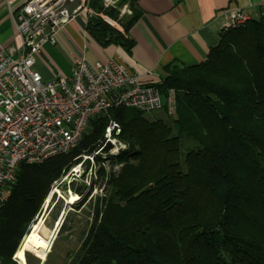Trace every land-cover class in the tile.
Returning a JSON list of instances; mask_svg holds the SVG:
<instances>
[{"label": "trees", "instance_id": "1", "mask_svg": "<svg viewBox=\"0 0 264 264\" xmlns=\"http://www.w3.org/2000/svg\"><path fill=\"white\" fill-rule=\"evenodd\" d=\"M86 5L103 10L102 0ZM87 34L101 48L132 47L100 18ZM163 71L154 86L171 127L112 108L69 153L20 165L0 208V264H17L51 189L89 156L85 170L97 166L107 190L94 199L82 255L71 264H264V16L222 31L204 62ZM110 120L120 128L116 156L104 138ZM106 159L120 165L116 172L104 169ZM74 180L68 188L82 197L85 186Z\"/></svg>", "mask_w": 264, "mask_h": 264}, {"label": "built area", "instance_id": "2", "mask_svg": "<svg viewBox=\"0 0 264 264\" xmlns=\"http://www.w3.org/2000/svg\"><path fill=\"white\" fill-rule=\"evenodd\" d=\"M80 12L94 15L86 0H27L14 10L20 51L14 57L0 49V208L12 194L20 165H38L69 153L95 118L108 117L116 107L144 114L163 107L154 84H142L138 74L113 61L89 65L81 58L69 76L58 73L43 81L33 68L36 55L45 44L54 45L57 34ZM249 20L236 11L226 29ZM171 105L169 100V110ZM119 132V125L110 120L104 138L115 148L121 144ZM86 160L94 165L93 157H83L72 174H81Z\"/></svg>", "mask_w": 264, "mask_h": 264}, {"label": "crops", "instance_id": "3", "mask_svg": "<svg viewBox=\"0 0 264 264\" xmlns=\"http://www.w3.org/2000/svg\"><path fill=\"white\" fill-rule=\"evenodd\" d=\"M25 1L0 0V49L10 51L14 57L20 51L21 40L13 14ZM102 1L100 14L78 13L57 34L54 45L41 48L33 68L43 81L52 80L58 73L69 76L74 62L84 58L89 65L107 61L122 64L138 74L142 84H155L164 76V67H189L204 62L236 11L247 14L250 20L264 16V0ZM91 16L131 41L130 51L116 45L101 48L94 43L87 34Z\"/></svg>", "mask_w": 264, "mask_h": 264}, {"label": "rangeland", "instance_id": "4", "mask_svg": "<svg viewBox=\"0 0 264 264\" xmlns=\"http://www.w3.org/2000/svg\"><path fill=\"white\" fill-rule=\"evenodd\" d=\"M172 97L173 96L166 99L167 107H169V100H172L173 99ZM162 110L163 108H161V110L159 111H156L150 114H145V116L148 119H161L164 122H167V125L171 127V120L169 119V116L167 117V115L165 114V111L163 110L164 111L163 112ZM89 130H90V125L86 129V134L89 132ZM116 147L117 148L113 147V150L110 153L113 156H116V153L120 149H122L123 146L120 144V146L117 145ZM112 162L113 160H110V159L105 160L104 169H106L107 172L112 171L113 173L118 170L120 165L113 164ZM89 165H91L90 162H89ZM97 170H98L97 166L92 167L91 169H87V171L84 169V171L83 170L81 171V174H78L76 176L72 174L70 170L69 176L68 175L64 176L57 183V185L53 186L52 189L54 188L58 189L59 192L63 196H65L69 192L73 193L68 188V183L70 181H73L74 179L75 180L73 183H75V187L82 188L83 187L82 185H84L85 188L83 190L82 197L79 196V200L73 205L66 206L62 199L57 198L44 224L40 227L39 229L40 244H43L47 236L54 229L55 223L57 219L59 218L60 213L62 211H65L64 219L62 222V224H64V230L61 231L60 233L58 231L51 245V251L47 255V258L44 264H71L72 261L78 260L80 256L82 255V245L93 223L92 210L94 206V199L96 197L105 195L106 190H107V185L104 182L105 180L95 175V172ZM92 183H94L93 186H92ZM63 185H65L64 190L62 189ZM43 209L44 208L42 206L41 210ZM38 218L39 217L36 218L34 223L37 222ZM33 224L30 225V229ZM28 233H26V235ZM25 236H23L22 239ZM21 241L19 242V245ZM12 259L14 262L18 264V262L14 259V256Z\"/></svg>", "mask_w": 264, "mask_h": 264}, {"label": "bare ground", "instance_id": "5", "mask_svg": "<svg viewBox=\"0 0 264 264\" xmlns=\"http://www.w3.org/2000/svg\"><path fill=\"white\" fill-rule=\"evenodd\" d=\"M110 23L114 24L113 22ZM57 198L62 199L66 206L73 205L79 200V196L75 193L69 192L63 196L56 188L49 192L44 201V209L42 210L37 222L32 225L29 233L22 239L17 251L14 254V259L18 262V264H44L47 255L51 251V245L56 237L55 234L59 228V223H57L55 230H52V232L47 236L43 244H40L39 229L44 224ZM61 213L64 215L65 211H62Z\"/></svg>", "mask_w": 264, "mask_h": 264}, {"label": "water", "instance_id": "6", "mask_svg": "<svg viewBox=\"0 0 264 264\" xmlns=\"http://www.w3.org/2000/svg\"><path fill=\"white\" fill-rule=\"evenodd\" d=\"M90 21H91L92 23H95V22L97 21V17H95V16H91V17H90ZM64 215H65V214H64ZM64 215L61 213L60 216H59V218L57 219V221H56V223H55V226H54L53 231L55 230L57 223H59V228H58V230L56 231L55 236L57 235V233H58V231H59V229H60V227H61V225H62V222H63V219H64Z\"/></svg>", "mask_w": 264, "mask_h": 264}]
</instances>
